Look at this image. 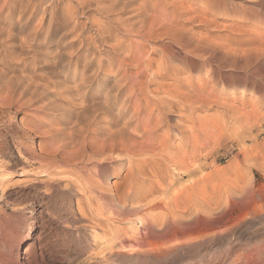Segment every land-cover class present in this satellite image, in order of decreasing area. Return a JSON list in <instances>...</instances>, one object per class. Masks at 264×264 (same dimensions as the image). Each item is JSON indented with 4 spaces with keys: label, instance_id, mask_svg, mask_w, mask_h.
<instances>
[{
    "label": "rangeland",
    "instance_id": "rangeland-1",
    "mask_svg": "<svg viewBox=\"0 0 264 264\" xmlns=\"http://www.w3.org/2000/svg\"><path fill=\"white\" fill-rule=\"evenodd\" d=\"M26 1L30 4V9H28V11L33 10L30 21L32 26L39 25L37 28L39 36L36 41H34L35 49L54 53L58 45L57 37L60 35L61 31L51 32L46 39L44 32L42 33L41 30H45V23L50 16L49 12L54 10V12H57V17L61 15V13H59V8L62 6L63 0ZM204 1L205 2H191V0H187V4L185 5L192 6L194 11L184 12L179 10L178 4H176L177 0H150V4H155L159 11L163 12L161 17L163 20L165 19L166 25L164 27L168 31L165 30L164 27L163 29L162 27H157L153 34L155 37L153 38V36H151L152 39L148 38L147 42L145 41V43H143L142 50L145 51L143 52V55L145 54L143 58L145 61L146 59L149 61L146 64L147 67L144 65L146 69L144 68L143 72L139 73L137 76L138 82L136 87L141 90V87H143L147 97L154 95L152 93L150 94L148 92L149 90L157 89L159 86H162V90L174 86L179 89H185L184 87L188 85L189 82L195 84L205 83L208 90L213 89L215 96H213L212 99L214 101L205 103L206 105L204 104L201 107L197 105L192 108L190 112L182 110L179 107H174L171 112H166L167 114H165V117H167L166 121L170 123L169 125L172 124V127L175 128L181 123L184 127L186 126L185 128L188 132L193 131L197 135H202L204 131L203 128L209 126V131L213 130L216 131V133H222L223 138H220L221 142L219 139L215 142H210L211 140L208 135L207 141L208 143L210 142L209 147L211 146L212 149L208 147L207 149L205 148L206 151H203V149L201 150L202 152L200 151L198 153L199 158L194 161V165L197 164L196 167L194 166V170L195 168L196 170L191 175L183 172L179 165L172 166L173 162L169 164L165 161L166 163L162 162L161 164V169L166 179H174V186L178 188L179 185V190L182 192L184 191V193L180 191L181 195L179 198L181 202L184 201L182 202L184 205H182L178 199L175 201L177 203L175 208L178 207V209H183L185 207L184 198H188L189 195L187 193L190 189H188V191L182 190L184 186H182L183 184L181 182L183 181V183H185L184 185L189 182L194 183V190L192 188L191 192H193V194L195 193V198H198L196 199V202H198L197 209L199 207L202 210L196 209V211H194L192 222L195 221V223L193 222L195 237L199 239L200 243L203 242L200 245L198 242L189 250L184 249L183 251L180 250V252L174 251L159 256L148 254L149 256H144V259L143 257L127 258L115 256L114 254V256H111V258L113 257L112 260L110 258L105 261L102 260L100 257L106 252V250H103L105 249L103 243L101 244L104 235L101 233V230L96 232V234L99 235L98 237L96 234H92V227L93 225L95 226V224L86 220L91 217V211L88 209V205H93L95 203L94 201H96L95 199L98 193H92L88 199L84 200V197L80 195V193H83L82 191L84 189L81 186L77 188L75 184V181L77 182L78 180V174H72L66 171L63 172L59 169L43 171L37 163L28 161L23 156L21 157L16 146L17 141L20 139L13 132L19 131L21 140L24 141L28 147L32 148V150L38 148L41 137H39V135H32L31 138L28 139L21 129V127H26L28 123L36 122L37 118L28 116L26 122L19 126L18 124L24 116V111H19L16 106L7 108L3 101L0 100V247L4 246L6 248H11L9 249L11 253L7 254L6 259L1 261L2 263L0 264H9V260L13 256H15L16 259L15 264H32V260L34 259L31 257V254L34 253L32 247V250L29 251L31 254H28L30 259L27 260L24 258L27 257L24 250L28 245L35 246L37 252L42 248L46 249H42L46 261H44L43 264H229L233 259H238L243 264H264V0ZM94 2L96 3V1ZM7 6H5L4 0H0V27L2 28H0V70L2 69L5 74H8L6 76H10L20 73L18 70L15 71V73L11 70L12 61L9 56H13L14 49L17 52L20 50L18 45L20 43L19 41L24 37L23 35H26L28 32V30L25 29L24 32L21 33L18 29L19 19H25L28 13L18 16V7H16V9L15 7L10 8V10ZM76 18L78 20V25L71 34H68L69 37H73L72 34L75 37L79 32L82 33L85 38L94 36V30L90 24L92 19L96 18L100 21L106 20L104 16L97 14L93 8L85 9L83 13L76 15ZM167 24H169L171 28ZM111 29H115L113 32L117 35V38L119 37L118 39L121 38L120 40H122L123 38V41L126 40L125 42L133 40L134 44L136 40L135 37L133 38V36H131V38L129 36V40L128 36L124 35L125 32L117 27L115 28V25H111ZM171 34L177 37L181 36V38L189 44L191 43L192 46L190 44V47L193 48V51L179 46V44L176 43V39L171 40L169 37ZM188 38L190 39L188 40ZM190 40L193 42H189ZM110 43L102 45L99 41L98 43L95 42L92 44V46L94 49L97 51L100 50V52L104 54L109 50L107 45H110ZM10 44L13 45L10 46ZM74 49L75 45L71 50ZM77 49L81 53L84 52V47L76 46V50ZM228 51L230 52L228 53ZM227 56L233 59L230 60ZM4 57L5 59H3ZM218 57H221L222 60L220 59L217 61L216 59ZM249 57H251V59ZM246 59L248 62L245 61ZM238 60H240V62H237ZM250 62H252L253 67L248 65ZM6 63H9L10 67L7 66ZM245 64L248 66L246 67ZM133 71L136 72L137 70L133 69ZM219 75L228 78L220 82L218 78ZM214 82H216L215 86H213ZM157 95L161 99L164 98L163 100H166L168 97L162 92ZM161 96L164 97L162 98ZM148 99H150V104H152V102L158 103V101H162L159 100L157 96H150ZM157 99L158 101H156ZM231 103L246 108L252 105L255 108L256 119L255 117L254 120L251 118H242L243 121H235V119L229 116V111L225 108V105ZM224 116L228 118L221 120V117ZM187 117L188 119L186 120ZM10 121L14 123L12 127L8 126ZM250 122L251 124H248ZM160 132L162 133L163 130L158 131V133ZM171 133L172 143L170 142L169 144L170 150L168 149V152L172 154V156L187 152L188 145L186 146V142L182 144L180 139H177L181 136V132L178 129H173ZM217 144H219V146ZM175 146L179 150H177ZM116 150L117 149L114 150L112 163H110V161H105V165L103 164L101 166L99 181L101 187L103 185L105 186H103L102 189H112L113 193L119 196L118 194L121 193V189L125 182L122 176L125 173L128 160H125L126 156H122L119 153L120 151L118 152V150ZM116 153L120 155L119 157L123 158L121 159L118 156H116L118 157L116 158L115 155H118ZM137 158L139 157H136L135 160ZM163 164H167L168 167L166 165L164 167ZM198 169L201 170L198 171ZM144 170L147 174L156 171L155 168L149 167V165H144ZM197 175H202L205 178L198 177ZM185 177L189 178L186 179ZM203 178L205 182L208 180L209 184L208 182L205 183L202 181ZM195 179H197L198 182ZM176 187L174 189L177 192ZM199 187L200 191L196 190L199 189ZM143 188L145 187H142V189ZM114 190L116 191L114 192ZM206 190H208L209 193ZM259 190L261 191L259 192ZM138 191L135 192L134 195L128 197L130 200L128 199L127 201L128 204L126 209H122V205H118L113 215L117 216L122 210H129L128 213H133L134 209H136L134 206L137 207L143 203L145 204V202H147L146 200L155 197L148 196L146 199H142V202L139 200L140 198H138V193L141 195L142 191ZM93 195H95V198ZM132 196L136 198L133 200V198L131 199ZM203 199L206 200L204 201ZM86 200L88 203H86ZM78 201L82 202L79 203ZM211 205L213 206L210 207ZM214 205L216 207H214ZM205 207H207V209H205ZM129 208L133 209V211ZM148 209L147 207L148 216L151 215L148 217V221L149 223L152 221L151 224L156 226L157 224H155L156 222L153 220V217L161 215L160 213H165L166 210L159 212L158 210L149 211ZM207 212H209V215ZM204 214H207L209 217L207 218V215L205 216ZM128 216L131 219V223H128L131 227L127 224L125 225H127L128 230L131 228L130 231H128L129 234H133L131 231L133 228L137 229L140 222L138 218L136 220V217H139V215L134 212V214H128ZM229 217L232 218V220H230ZM203 218L206 220L204 221ZM79 219L82 220L80 221ZM93 221L95 222V220H92V222ZM234 222L236 224H233ZM90 223L92 227L89 225ZM95 223L98 224L97 221ZM112 224L124 226L123 224L115 222ZM198 224H200V226ZM223 224L226 226H223ZM232 224L236 225L233 229ZM230 225L232 230L225 232L223 229L225 227H230ZM139 226L140 229L143 228L141 225ZM155 228H159V226ZM88 230L91 233H89ZM229 232L231 233L229 234ZM217 233L218 235L226 234H224L225 236H218ZM208 234L209 236H207ZM38 235H40L39 239L34 241V238ZM210 235H212V237ZM95 237L99 239L102 237L101 241L97 238L94 239ZM200 239L202 240L200 241ZM98 243L101 244L100 248L102 249L98 247ZM95 250L96 255L94 256L93 253H95ZM98 251H100L99 253L101 254H98ZM151 255L153 258H151ZM88 257H90V259ZM10 264L13 263L10 262Z\"/></svg>",
    "mask_w": 264,
    "mask_h": 264
},
{
    "label": "bare ground",
    "instance_id": "bare-ground-1",
    "mask_svg": "<svg viewBox=\"0 0 264 264\" xmlns=\"http://www.w3.org/2000/svg\"><path fill=\"white\" fill-rule=\"evenodd\" d=\"M94 1H96V3ZM186 1L187 0H177L176 4H178L179 10L184 12H193L194 9L192 6L185 5L187 4ZM198 1L205 2L204 0H191V2ZM4 3L5 6L8 5L7 7L9 9L14 7L16 9V7H18V16H22L28 13V16L25 19H19L18 22L19 32L23 33L25 29H27L28 32L26 33V35H23L24 37L19 41L20 43L18 45L20 47V50L17 52L14 49L13 56H9L10 60L12 61L11 70L14 73L18 70L20 71V73L6 76L8 74H5L2 69L0 70V100L3 101L7 108L16 106L19 111H24V116L23 118H21L20 123L18 124L19 126H21L22 123L26 122L28 116L36 117V122L28 123L26 127H21V129L28 139H30L32 135H39V137H41L38 148L32 150V148L28 147L27 144L21 140V138L19 137V131H14L13 133L20 139L16 144L19 155L21 157H25V159H27L28 161L37 163L40 168L43 169V171H48L50 169H59L63 172L66 171L71 172L72 174H78V180L77 182L75 181V184L77 185V188L81 186L84 189L82 191L83 193H80V195L84 197V200L88 199V197H90L92 193H98L95 199L96 201H94L95 203H92L93 205H88V209L91 211V217L89 219L87 218L86 220H88V222L90 221L91 223H94L95 226H98L95 227L93 225L92 227L91 223L89 224L93 229L92 234H96V232H99V230H101V233H103L104 235L101 244L103 243L105 248L103 250H106V252L102 255V257H100L102 260L105 261L108 258L112 260L113 257L111 258V256H114V254L115 256L117 255L127 258L143 257L144 259V256H149L148 254H155L156 256H159L162 254H169L174 251L180 252V250L183 251L184 249L189 250L193 246H195L199 242V239H197V237H195L194 235L195 231L193 228V222L195 223V221L192 222V216L194 214V211H196L197 209L198 203L196 202V199L198 198H195V193L193 194V192H191L192 188L194 190V183L189 182L188 184L184 185L185 183H183V181L181 182L183 185H180L184 186V188L181 187L183 188L182 190L188 191V189H190L187 193L189 195L188 198H184L183 196V198L185 199V207L183 206V209H178V207L175 208V206H177V203L175 201L180 198V193L182 191L179 190V185L178 188L174 186V179H166L165 174L162 172L161 164L165 161H167L169 164L173 162L172 166L179 165L182 168L183 172L191 175L196 170V168L194 170V166L196 167L197 164L194 165V161L195 159L199 158L198 153L203 149V151H206L205 148L207 149L209 147V143L212 141L215 142L219 139L221 142L220 138H223V136L222 133H216V131L213 130L209 131V126L203 128L204 131L202 132V135H197L193 131L188 132L185 128L186 126L184 127V125H182L181 123L174 128L171 126L172 124L169 125L170 123L166 121V112H171L174 107H179L182 110L190 112L192 108L197 105L201 107L205 103L214 101L212 99V97L215 96V94L213 93V89L208 90L205 83L195 84L193 82H189L188 85H186L185 87L183 86L185 89H179L174 86L172 88L168 87L162 90V86H159L157 89L155 88L151 91H148L150 94H154L150 96H157V98L159 99L160 97L157 94H160V92H162L165 93V96L168 97H165L166 100H163L164 96H161L163 99L160 98L159 100L162 101H158L157 99L156 101H158V103L152 102V104H150V99H148V97L150 96L147 97L143 87H141L142 90L140 88H136L138 82L137 76L139 75V73L143 72V69L149 61L148 59H146V62L143 58V56L145 55H143V52L145 51L142 50L143 43H145V41L147 42V39L153 36L154 31L155 29H157V27H162L163 29V27L166 25V22L164 21L165 19L163 20V18L161 17L163 12H160L155 4H150V0H63L62 6L59 8V13H61V15L57 17V12H54V10L51 12L48 11L50 13V16L45 23V30H41L42 33L44 32V36L46 39L47 37H49V34L51 32L61 31L60 35L58 37L56 36L58 41L57 49L54 53H50L47 51L37 50L34 47V41H36L37 37L39 36V33L37 32V28L39 27V25L32 26L30 22L33 10L28 11V9H30V4L28 3V1L4 0ZM88 8H93L97 14H99L100 16H104L106 20L100 21L96 18L92 19V22L90 24L92 25V28L94 30V36L85 38V36H83L82 33L79 32L75 35V37L73 34V37H69L68 34H71L78 25L76 15L83 13L84 10ZM111 25H115V28L117 27L124 31V35H127L128 39L129 36H133V38L135 37L136 40L134 39V44L133 40L130 39V41L127 39L129 42H125V39V41H123V38L122 40H120L121 38L118 39L119 37L117 38V35L113 32V30L115 29L112 30ZM167 25L169 26V24ZM154 37L155 36H153V38ZM169 37L171 38V40L176 39V43L179 44V46L185 49L188 48L189 51H193V48L190 47L191 43L189 44L187 41L181 38V36L177 37L171 34ZM189 39L190 38H188V40ZM99 41L102 45L113 42L110 43V45H107V47L109 48V50H107V53L102 54L100 50L97 51L93 48L92 44H94L95 42L98 43ZM189 42L193 41L190 40ZM13 44H10V46ZM74 45L75 49L71 50ZM76 46L84 47V52L81 53L78 49L76 50ZM229 52L230 51H228V53ZM221 57H218L216 60L219 61ZM249 58L251 59V57ZM3 59H5V57ZM230 60L229 63L231 62ZM245 61L248 62L247 59ZM237 62H240V60H238ZM9 65L10 64L8 63L7 66ZM248 65L250 67H253L252 62L248 63ZM133 69H136L137 71L135 72L133 71ZM218 78L220 79V82H223L225 79L227 80L228 77L219 75ZM215 85L216 82H214L213 86ZM225 108L229 111V116L235 119V121H243L242 118H251L254 120V117L256 115L255 108L252 105L246 108L231 103L225 105ZM221 118V120H225L228 117L224 116ZM187 119L188 117L186 118V120ZM13 124L14 123L10 121L8 123V126L12 127ZM248 124H251V122ZM173 129H178L181 132V136L177 139H180L182 144L183 142H186V146L188 145L187 152H182L178 155L174 154L175 156H172V154L168 152L169 144L172 139L171 131H173ZM160 130H163V132L158 133V131ZM208 135L209 139L211 140L209 143L207 141ZM217 145L219 146V144ZM115 149H117L118 152L120 151L119 153L122 156H126L125 160H128L125 173L122 176L124 177L125 182L124 184L121 182L123 184V188L121 189V193L118 194L119 196L115 195L112 189H102L104 185L101 187V183L99 181L100 168L103 164L105 165V161H110V163H112ZM116 156L119 157L120 155L118 154L115 155V157ZM134 157L139 158L135 160ZM144 165H149V167L155 168L156 171H152L151 174H147L144 170ZM163 165L164 167L165 165L167 166V164ZM200 170L198 169V171ZM201 173L203 174L202 171ZM198 177L204 176L201 175ZM204 178L202 181H204ZM207 182L208 180H206L205 183ZM173 186L174 188H177V192L175 191ZM142 187L145 188L142 189ZM138 190L142 191L141 195L138 193V198H140V201H142V199H146L148 196L155 197L153 199L149 198V201L146 200L147 202H145V204H137V207L134 206V208H136L134 209V211L133 209L129 208L133 211V213H128L129 210H119L120 214L117 213L118 215L114 216L113 214L115 208L118 205H122L121 208L126 209L128 204L127 201L129 199L128 197L134 195V193ZM196 190L200 191V187ZM115 191L116 190H114V192ZM206 191L208 192V190ZM260 191L261 190H259V192ZM201 192L204 193L203 191ZM182 193H184V191ZM94 196L95 195H93V197ZM132 198L134 200V198L136 197L132 196L131 199ZM182 202L180 201L181 204ZM86 203H88V201ZM212 206L213 205H211L210 207ZM147 207L149 208V211L158 210L159 212H161L166 210L165 213H160L161 215L153 217V220L156 222L155 224H157L156 226H159V228H155L156 226L151 224L152 221L151 223H149L148 217H150L151 215L148 216L149 213L146 210ZM207 207H205V209H207ZM214 207L216 206L214 205ZM198 209L201 208L198 207ZM134 212L138 213L139 217L137 216L136 220L137 218L139 219V221L141 222V224L139 222V225H141L143 228L141 227L142 229H140V226L138 225L139 227L137 226V229L133 228V230L131 231L133 232V234H129L128 231H130L131 228H129L128 230L127 225H129L128 223H131V219L128 214L132 215L134 214ZM207 213L209 215V212ZM204 215L206 216L207 214ZM208 215L206 216L207 218L209 217ZM92 220H95V222L97 221L98 224L94 221L92 222ZM205 220L206 219H204V221ZM230 220H232V218H230ZM113 222L123 224L124 226H120L117 224V226L113 225ZM225 224H223V226H226ZM233 224L236 223L234 222ZM233 224L232 229L236 226ZM198 225L200 226V224ZM129 227L131 226L129 225ZM232 229L230 225V227H225L223 230H225V232H228ZM89 233L91 232L89 231ZM230 233L231 232H229V234ZM224 234L218 236H223ZM39 236L40 235L35 237L34 241L38 240ZM96 236L98 237L99 235L96 234ZM207 236H209V234ZM210 236L212 237V235ZM97 237H95L94 239H96ZM101 238L97 239L101 241ZM201 240L202 239H200V241ZM201 243L199 242L198 244L200 245ZM101 244L97 246L100 248ZM31 247L34 250V253L32 254L31 252L29 253V251L32 250ZM9 249L11 248H6L4 246L0 247V263H2L1 261L6 259L7 254L11 253ZM42 249L37 252V250H35V246L28 245L24 250V253L27 254V257L24 258L29 260L30 256L28 257V254H31L32 259L34 258L32 260V264H43L45 259ZM96 250L95 253H93L94 256L96 255ZM100 251H98V254H101L99 253ZM90 257L88 258L90 259ZM151 258H153V256ZM10 260L9 264L10 262L15 264V256L11 257ZM229 264L243 263L238 259H233Z\"/></svg>",
    "mask_w": 264,
    "mask_h": 264
}]
</instances>
